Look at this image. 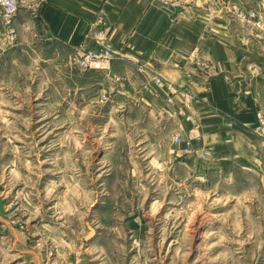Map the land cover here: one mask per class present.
Instances as JSON below:
<instances>
[{
    "label": "rangeland",
    "instance_id": "obj_1",
    "mask_svg": "<svg viewBox=\"0 0 264 264\" xmlns=\"http://www.w3.org/2000/svg\"><path fill=\"white\" fill-rule=\"evenodd\" d=\"M44 53L1 29L0 264H264V168L191 161L149 105L85 98Z\"/></svg>",
    "mask_w": 264,
    "mask_h": 264
},
{
    "label": "crops",
    "instance_id": "obj_2",
    "mask_svg": "<svg viewBox=\"0 0 264 264\" xmlns=\"http://www.w3.org/2000/svg\"><path fill=\"white\" fill-rule=\"evenodd\" d=\"M232 1L239 8L234 19L226 10L231 0H17V14L10 25L0 18V32L4 37L13 26L30 47L47 53L50 72L63 74L85 98L90 88L119 103L149 105L182 136L176 142L191 161L207 156L219 172L258 176L264 154L254 126L256 111L264 110V18L260 29L249 26L246 0ZM99 31L113 53L109 67L83 71L76 54L95 49Z\"/></svg>",
    "mask_w": 264,
    "mask_h": 264
},
{
    "label": "built area",
    "instance_id": "obj_3",
    "mask_svg": "<svg viewBox=\"0 0 264 264\" xmlns=\"http://www.w3.org/2000/svg\"><path fill=\"white\" fill-rule=\"evenodd\" d=\"M0 7L2 9L3 20L7 24L10 23L18 11L17 0H0ZM95 39L97 44L95 49L79 50L76 54V63L83 70L107 69L113 57L111 49L105 42V33L103 31L97 32L95 34ZM156 83H160V81L156 80ZM255 128H257L258 134H260L264 140V114L259 113L257 115V126ZM192 136V133L188 134V138ZM181 138L182 136L180 134H176L174 140L180 141Z\"/></svg>",
    "mask_w": 264,
    "mask_h": 264
},
{
    "label": "water",
    "instance_id": "obj_4",
    "mask_svg": "<svg viewBox=\"0 0 264 264\" xmlns=\"http://www.w3.org/2000/svg\"><path fill=\"white\" fill-rule=\"evenodd\" d=\"M0 208H1V202H0ZM83 260L79 264H87L88 263V257L86 255H83Z\"/></svg>",
    "mask_w": 264,
    "mask_h": 264
},
{
    "label": "bare ground",
    "instance_id": "obj_5",
    "mask_svg": "<svg viewBox=\"0 0 264 264\" xmlns=\"http://www.w3.org/2000/svg\"><path fill=\"white\" fill-rule=\"evenodd\" d=\"M1 202V201H0Z\"/></svg>",
    "mask_w": 264,
    "mask_h": 264
}]
</instances>
